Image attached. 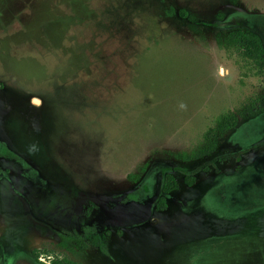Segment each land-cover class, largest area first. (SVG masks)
I'll return each instance as SVG.
<instances>
[{"label":"rangeland","instance_id":"374dc122","mask_svg":"<svg viewBox=\"0 0 264 264\" xmlns=\"http://www.w3.org/2000/svg\"><path fill=\"white\" fill-rule=\"evenodd\" d=\"M221 11L260 15L250 21L264 39V0H0V141L14 153L0 158L11 176L0 179L10 182L0 241L25 252L11 264H264L263 114L239 116L212 155L183 157L219 113L242 110L264 86L218 45L227 30L209 22ZM233 154L241 166L257 160L232 173ZM204 161L230 174L209 193L219 216L178 209L215 176L195 171ZM154 164L177 182L165 210L166 170L150 178L151 196H135ZM175 168L192 171L193 185ZM89 222L102 249L56 230L81 235Z\"/></svg>","mask_w":264,"mask_h":264},{"label":"trees","instance_id":"16d2710c","mask_svg":"<svg viewBox=\"0 0 264 264\" xmlns=\"http://www.w3.org/2000/svg\"><path fill=\"white\" fill-rule=\"evenodd\" d=\"M235 1V0H234ZM169 14H176L172 7L168 10ZM178 14L184 18H188L191 23H197L194 19V16L189 14L186 10L181 9L178 10ZM236 15H243L240 13L234 14H225L224 12H218L215 16V20L213 22H209L211 26L225 29L226 33L217 34L216 41L219 46L226 50H234L237 55L244 60L245 65L248 67L249 71L252 73L260 75L264 80V39L262 35L256 31L254 28L259 29L256 22H252L251 20H255L256 17L259 18L260 15H247L244 16V23L238 24V19ZM196 21V22H195ZM235 21V23L233 22ZM200 23V22H198ZM254 28H253V27ZM194 27V26H193ZM264 116V86L260 93L255 94L252 97H249L246 101L244 107L240 111L228 110L222 113H219L212 121V123L207 126V128L202 133V141L200 144L191 151L190 153L184 154L183 157L185 160L193 159H204L210 155L214 151H216L219 143V138L228 130L236 126L238 122V117H256L258 115ZM242 145V144H241ZM250 145V144H249ZM243 146L240 150V153H243L247 150H250V146ZM227 155V156H226ZM224 156H220V160L226 159L229 154ZM224 157V158H223ZM207 161V160H206ZM204 161L201 164V167L196 168L202 169V167H206L209 165V162ZM214 161V160H213ZM180 171H183L185 175V183L187 185H192L194 182V176L191 175V172H188L185 169L175 168ZM166 175H163L162 185L159 191V197L157 199V209L162 210L166 206V196L169 193L177 188V182L175 178L169 173L170 167L165 166L163 164H154L147 174L146 179L141 182L137 188L135 189V196L137 198L149 197L153 194L152 186L149 184L150 178H153L154 175L165 172ZM194 171V172H195ZM228 181L226 182V184ZM145 197V198H146ZM87 235L91 238L90 241L94 246H98L102 249V246L99 244L98 236L96 234L87 233ZM70 239H74L76 243H80L83 241V237L81 235H73ZM51 264H81L75 260H59L54 261Z\"/></svg>","mask_w":264,"mask_h":264},{"label":"flooded vegetation","instance_id":"af4514ba","mask_svg":"<svg viewBox=\"0 0 264 264\" xmlns=\"http://www.w3.org/2000/svg\"><path fill=\"white\" fill-rule=\"evenodd\" d=\"M250 150H253L252 148L250 149ZM250 152V151H249ZM12 154H14V153H11L10 151H7L6 150V148H5V144L2 142V141H0V158H7V159H9V160H13V159H10V155H12ZM238 154V153H237ZM15 155H17V154H15ZM14 155V156H15ZM239 155V154H238ZM264 156V155H263ZM262 156V157H263ZM232 157L234 158V163H235V165H234V168H232V173H238V172H240V171H245V170H247L248 168H249V165H250V163H252V162H254V161H256L257 160V157L254 159V160H252V161H248V163H246V164H242V166L241 165H238V161H239V158L235 155V154H233L232 155ZM226 160H228V159H223V162L224 161H226ZM14 161L15 162H17L18 163V161L19 160H17L16 158L14 159ZM209 166H212V167H215V165H212V163L211 164H209ZM23 165L21 166V163L19 164V167H18V169H17V171L18 172H21L22 171V169H23ZM0 179H2V178H4V180H6V178H10L11 176L10 175H8V168L6 169V168H2L1 167V163H0ZM217 169V172L215 173V176L212 178V179H210V180H207V181H205L204 183H201V188L202 189H199V191H200V194H198L197 195V197L195 196V198L194 199H191V200H188L187 202H185V203H181L180 204V206H179V210H180V212H182V211H184V213H186V214H190V215H194V213H196V215H198V214H200V213H202L203 211L204 212H209V213H214V214H216L217 216H219V212L218 213H215L212 209H211V207L207 204V201L209 200V198H210V195H209V193L211 192V189L214 187V184H216V185H219V184H221V185H223V183H221L222 181H223V179L225 178V177H227L228 175H230L229 173H224V172H222L219 168H217V166L215 167V170ZM8 170V171H7ZM24 170H25V168H24ZM203 172H206V170H202ZM199 172H201V171H199ZM23 173H24V171H23ZM25 174V173H24ZM7 175H8V177H7ZM23 176V175H22ZM21 176V177H22ZM24 177V176H23ZM24 178H26V180H27V183L29 182V183H31L32 182V185L33 184H36L35 183V179H31V180H29L28 179V177H24ZM220 178V179H219ZM3 180V179H2ZM2 180H1V182H0V186H3L4 187V185L5 184H7L9 181H5V183H3L2 182ZM8 180V179H7ZM37 181V180H36ZM227 182V181H226ZM10 183V182H9ZM193 185V184H192ZM192 185H190V186H192ZM213 186V187H212ZM33 187H35V188H39L40 190H41V187H38L37 185H35V186H33ZM200 187V186H199ZM24 189V188H23ZM176 190V189H175ZM23 191V190H22ZM21 191V194L23 193ZM172 192V191H171ZM170 192V193H171ZM199 193V192H198ZM24 194V193H23ZM158 194H159V191H158ZM166 196V198L169 196V195H165ZM124 201H126V200H128V198L127 197H124V199H123ZM204 203H206V205H204ZM210 204V203H209ZM212 206H213V204H212ZM38 207V206H37ZM214 207V206H213ZM38 210H40V208H37ZM215 209V208H214ZM163 210V209H162ZM164 210H165V208H164ZM195 218L197 217V216H194ZM230 218H232L233 216H229ZM184 218V217H183ZM198 218V217H197ZM196 218V219H197ZM55 222H57L58 223V221L57 220H54ZM67 224H70L69 222L67 223H63V226H65V225H67ZM71 225V224H70ZM70 225H68V227L70 226ZM81 225V224H80ZM56 230H57V232L58 233H61L62 234V236L64 235L68 240L73 236V235H76L75 233H74V231H75V229L73 228V227H71L69 230L71 231V232H62L61 230H59L58 228H56ZM81 232H82V234H81V236L83 237V238H87V237H89L88 235H87V233H94V234H96L97 235V228L95 227V226H93L92 224H90V222L89 223H84L82 226H81V230H80ZM77 235H80V234H77ZM215 235V234H214ZM97 236H100V235H97ZM234 237V236H233ZM216 238V237H215ZM227 239V238H226ZM71 241H74V239H71ZM8 247L7 246H4V243L3 242H1L0 241V257H1V255H2V264H11V262H13L14 260H13V258H14V256H16L15 258H18V257H23V256H25V252H23L22 250V253H19V254H15L14 256L10 253V250L9 249H7ZM17 252V251H16ZM4 262V263H3Z\"/></svg>","mask_w":264,"mask_h":264},{"label":"snow or ice","instance_id":"6c2138e0","mask_svg":"<svg viewBox=\"0 0 264 264\" xmlns=\"http://www.w3.org/2000/svg\"><path fill=\"white\" fill-rule=\"evenodd\" d=\"M34 102L38 103V101H34Z\"/></svg>","mask_w":264,"mask_h":264}]
</instances>
